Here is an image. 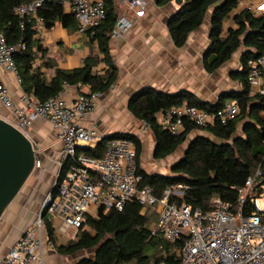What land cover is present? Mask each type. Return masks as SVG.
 Instances as JSON below:
<instances>
[{
    "label": "trees",
    "instance_id": "obj_1",
    "mask_svg": "<svg viewBox=\"0 0 264 264\" xmlns=\"http://www.w3.org/2000/svg\"><path fill=\"white\" fill-rule=\"evenodd\" d=\"M28 1L30 0H0V27L8 44H26L23 52L14 54L24 91L39 102L56 96L64 89L65 83H83L91 92H106L118 79V66L111 50V32L120 16L116 0H105L106 18L99 26L84 34L90 42L96 43L98 53L92 52L79 68H58L50 79L35 65L36 59L40 54L45 55L46 49L32 24L27 23V26L22 28V19L15 13L18 5ZM171 1L155 0L159 6ZM240 1L183 0L180 8L170 17L168 27L174 44L182 47L190 33L204 23L208 12L212 10L211 43L205 57L207 70L215 71L243 46V69L235 71L243 85L242 89L222 92L215 103L207 102L191 91L168 93L153 87L141 88L130 98L128 107L131 113L139 121L148 122L155 135V159L162 160L173 155L191 134L198 131L189 142L185 155L172 165L170 174L150 173L144 169L141 159L143 141L132 133L110 134L103 137L94 148L79 147L78 153L101 157L109 139L126 138L134 143L137 150V173L141 177L139 188L149 184L154 195L160 199L168 187L187 183L191 190L183 197L173 195L171 201L181 203L186 200L193 208H201L203 211L210 209V201L214 196L237 201V188L242 187L258 167L264 168V119L261 116L264 96H250L247 69L248 60L259 56L264 49V18L253 16L249 10H241L234 16L237 27L229 29L227 35L224 34V21L238 7ZM39 14L45 18L47 29L53 28L57 23H62L68 28H77L75 17L67 13L64 4L60 2L47 0ZM99 63L104 64V73L101 75L95 72ZM228 100L238 101L241 112L227 125L218 123L203 129L188 123L185 131L179 136L169 134L158 125L157 114L161 110L187 102L213 112ZM69 163L67 161L61 169L60 179L67 172ZM57 192L58 188L54 187L53 194ZM156 207L158 205L148 206L144 213V206L137 196L128 201L121 211L114 208L106 210L102 207L96 216L86 215L75 238L67 244L57 246V251L63 255H73L94 249L92 257H82L75 264H161L162 261L175 264L178 262L176 248L183 240L173 244L152 235L153 220L157 221L159 218V211L154 210ZM244 212L247 215L253 213L250 202L245 205ZM43 217L49 239L55 243V229L45 214ZM149 249L152 254L148 252Z\"/></svg>",
    "mask_w": 264,
    "mask_h": 264
},
{
    "label": "built area",
    "instance_id": "obj_2",
    "mask_svg": "<svg viewBox=\"0 0 264 264\" xmlns=\"http://www.w3.org/2000/svg\"><path fill=\"white\" fill-rule=\"evenodd\" d=\"M47 0H30L18 5L15 13L21 17V27L32 24L36 35L47 30L45 18L39 14ZM134 8L144 5L143 0H131ZM240 6L252 12L253 16L264 18V0H241ZM71 14L75 17L77 32L85 34L99 26L106 18L105 0H73ZM133 27L132 20L119 16L111 32L112 40L121 39ZM26 44L10 45L0 27V70L13 73L21 80L14 54L23 52ZM250 96H264V49L261 54L247 62ZM99 75L104 68H97ZM83 91L85 85L79 83ZM84 92V91H83ZM103 92H84L68 104L62 91L44 102L23 94L21 104L14 102L10 88L0 82V103L10 111L5 117L33 142L35 168L43 166L41 148L30 135L36 120L50 122L62 142L57 160L60 172L53 189L46 195L33 223L28 226L19 240L6 253H0V264H46V248L50 244L43 213L55 229V236H76L85 216H96L100 208L123 210L127 202L136 197L144 206L158 205L159 218L152 225V235L169 243H181L176 248L178 262L175 264H264V208L258 202L264 193V168L258 167L242 187L237 188V201L214 196L210 209L193 208L186 200L171 201L173 195L183 197L191 186L177 183L168 187L162 198L154 195L149 184L139 188L137 150L126 138L109 139L101 157L78 153L79 147H92L103 139L94 127H87L84 121L98 108ZM241 112L238 101H227L210 112L187 102L157 114L159 127L173 136L181 135L188 123L199 128H209L218 123L227 125ZM264 119V109L261 112ZM151 129L146 121L141 131ZM264 144V140H263ZM68 169L60 179L61 169L66 162ZM250 202L253 213L245 214V205ZM97 209L95 214L91 206ZM161 264H169L162 261Z\"/></svg>",
    "mask_w": 264,
    "mask_h": 264
},
{
    "label": "crops",
    "instance_id": "obj_3",
    "mask_svg": "<svg viewBox=\"0 0 264 264\" xmlns=\"http://www.w3.org/2000/svg\"><path fill=\"white\" fill-rule=\"evenodd\" d=\"M53 1L64 4L65 11L71 13L73 0ZM143 1L142 7L134 8L131 0H116L119 15L132 20L133 27L121 39L111 41L112 55L118 66V79L103 92L97 110L90 113L84 121L85 126L96 128L103 137L124 132L138 135L142 140L140 127L143 122L139 121L128 107L132 95L141 88L153 87L168 93L187 90L207 102L215 103L222 92L240 90L243 87L235 73L243 69L241 61L243 46L221 67L213 72L207 70L205 57L211 43L212 10L208 12L204 23L190 33L186 44L177 47L172 40L168 23L170 17L180 8V4L172 0L164 6H159L155 0ZM244 9L238 5L229 14L224 21V34L227 35L229 29L237 27L234 16ZM37 36L46 53L40 54L35 65L40 67L48 79L55 75L58 68L63 70L79 68L92 52L98 53L96 43L90 42L86 35L79 34L77 28H68L62 23H57L53 28ZM97 68H104V64L99 63L95 70ZM0 82L10 88L14 102L21 104L22 95L27 94L23 89L22 79L18 80L13 73L0 70ZM83 91L90 92V88L85 85ZM83 91L79 84L65 83L62 94L66 102L72 104L84 93ZM32 98L38 101L34 96ZM0 112L5 116L11 115L1 103ZM150 131L145 135L149 141L154 142L155 150L156 138L151 129ZM30 135L43 150L41 154L43 166L38 169L36 183L26 194L19 193L0 220V223L5 220V226L0 228V253H6L37 217L46 196V191L38 190L39 184L43 186L55 183L60 172L57 160L62 142L52 124L46 120H36L30 129ZM55 238V243L49 239L45 263L75 264L78 260L73 261L71 258L76 253L63 255L57 251V246L67 244L75 236L60 235Z\"/></svg>",
    "mask_w": 264,
    "mask_h": 264
},
{
    "label": "water",
    "instance_id": "obj_4",
    "mask_svg": "<svg viewBox=\"0 0 264 264\" xmlns=\"http://www.w3.org/2000/svg\"><path fill=\"white\" fill-rule=\"evenodd\" d=\"M5 117L0 112V220L36 170L32 140Z\"/></svg>",
    "mask_w": 264,
    "mask_h": 264
},
{
    "label": "rangeland",
    "instance_id": "obj_5",
    "mask_svg": "<svg viewBox=\"0 0 264 264\" xmlns=\"http://www.w3.org/2000/svg\"><path fill=\"white\" fill-rule=\"evenodd\" d=\"M228 101H231V100H228ZM6 116L8 118L12 117L9 114H7ZM140 131H141V127H140ZM197 133H198V131H195L193 134H191L189 136L188 140L182 146H180L173 155L169 156L166 159L157 160L154 157V142L151 140L149 141L147 135H145V133H142V131H141L140 134H142V140L144 143L143 144L144 150H143V154H142V165H143V167L146 169V171H148L150 173L160 172V173H164V174H170L172 172L171 171L172 165L175 162H177L178 160H180L185 155L186 148H187L189 142ZM41 151L43 152L42 149H41ZM38 172H39L38 169H36L33 172V174L30 176V178L28 179V181L24 185L23 189L21 190L22 193L24 192L26 194V192L28 190H30V187L36 183L37 178H38ZM54 184L55 183L43 184V186H42V184H39L38 190L39 191H46L45 195H47L53 189ZM258 202H259L260 206L262 208H264V193L261 196H259ZM96 209H97V207L95 205H93V206H91L90 211L95 214ZM154 210H155V212H158V207H156ZM45 217L47 218V212L45 213ZM4 222H5V220L1 221L0 228H3L5 226ZM155 222H156V220L154 219L153 223H155ZM69 242H70V240H69ZM148 252L150 254H152V251L150 249L148 250ZM93 255H94V249H89V250H84V251L76 253L71 259H73V261H77L82 257H85V256L92 257Z\"/></svg>",
    "mask_w": 264,
    "mask_h": 264
}]
</instances>
